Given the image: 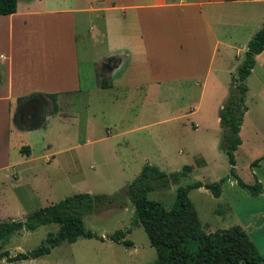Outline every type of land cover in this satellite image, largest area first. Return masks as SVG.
<instances>
[{"label": "rangeland", "instance_id": "rangeland-1", "mask_svg": "<svg viewBox=\"0 0 264 264\" xmlns=\"http://www.w3.org/2000/svg\"><path fill=\"white\" fill-rule=\"evenodd\" d=\"M30 3L32 0H18V8ZM233 10L242 17V24L232 33L233 47L221 45L212 60L207 89L203 84L210 53L205 48L200 53L197 48L199 35L204 32L198 27L204 22L198 13L185 17L171 10L161 12L153 28L151 21H147V28L157 35V46L151 53L155 52L154 59L159 64L136 66L127 80L128 84L136 81L139 69H143L147 92L144 97L136 95L137 89L110 90V80L114 81L106 67L110 46L101 35V43L97 44L85 23L78 29L82 92L61 97L59 116H53L41 129L21 134L13 121L9 126L0 94V221L25 220L32 211L76 193H121L125 207L120 209L112 204L84 218L87 229L106 238L118 229L132 226L134 208L124 190L147 163L168 174L191 166L189 175L179 184L153 191L149 197L170 208L179 185L195 181L214 183L225 178L221 198L205 188L190 192L204 230L215 232L241 225L248 229L264 255V191L253 195L231 176L229 156L221 148L223 132L219 121L231 85L239 77L248 43L264 24V0L236 4ZM96 14H78V20L92 18L91 26L93 22L102 26L103 18L98 16L97 20ZM184 25L195 29L188 31ZM15 29V46H30V53L38 41L20 39L21 34ZM39 33L40 30L35 34L37 38ZM218 33L224 38L223 32ZM50 35L51 40L53 36L59 40L61 31L55 28ZM10 44L9 18L0 16V52L9 54ZM259 61L256 59L246 79L248 110L240 133L242 144L235 151V173L248 185L261 182L264 186V63ZM185 74L190 75L189 81H181ZM156 75L164 79L162 85L150 86L149 81ZM5 78L0 64V85ZM103 82L109 86L104 88ZM13 107L14 116L15 100ZM24 146L31 148V155L22 150ZM58 230V224L40 226L34 231L24 229L4 249L12 255L31 251ZM127 239L135 246L128 248L107 238L102 241L82 237L72 244L62 243L39 259L7 262L3 258L0 264H146L157 258L143 226H135Z\"/></svg>", "mask_w": 264, "mask_h": 264}, {"label": "crops", "instance_id": "crops-1", "mask_svg": "<svg viewBox=\"0 0 264 264\" xmlns=\"http://www.w3.org/2000/svg\"><path fill=\"white\" fill-rule=\"evenodd\" d=\"M254 1L32 0V3L23 9L18 8V11L14 14L0 15L8 16L11 37V44L8 47L9 54L6 55L3 51L0 52V64L6 72L5 81L0 85V94L4 105L3 110L9 118V126H12L13 121L17 131L21 134L41 129L53 116H59L61 97L75 96L82 92L78 45L80 24L85 23V27L92 31V37L97 44L101 43L98 41V37L101 35L102 39L110 46V57L106 62V67L111 71V79H114L112 83L110 80V90L119 87L125 92L129 89H137L136 95L144 97L147 95L144 70L139 69L138 79L131 84H128L127 80L132 68L141 66V64L149 67L150 65L159 64L154 59L155 52L151 53L157 46V35L151 29L153 26L155 27L156 17L163 11L171 10H176L185 17L198 13L204 22L198 28H203L204 32L199 35L197 48L200 49V53L203 52L204 48L205 52L210 53L208 74L204 76L205 83L203 84V88L207 89L212 60L217 56L221 45L229 48L233 47L231 43L232 33H236L238 27L242 24V17H239L238 12L233 8L236 4L254 3ZM119 12H122V14ZM82 13H97L96 19L98 20V16H102L103 25H95L93 22L91 26L92 18L87 19L88 21L85 18L78 20V14ZM148 20L151 21V30L147 28ZM16 21H18L17 24ZM16 27L21 34L19 35L20 39L33 42L31 39L35 38L38 41L30 53L28 51L30 46H15ZM55 28H59L61 31L59 40L54 39L55 36L51 40L50 31L54 32ZM183 28L193 32L191 29H195V26L184 25ZM39 30L42 35L39 33L40 37L37 38L35 34ZM218 32H223L224 38ZM23 34L25 35L23 36ZM115 49L120 50L115 51ZM18 57H20L19 60ZM196 59L192 60L194 64ZM256 59L257 63L258 60L264 63V51L258 54ZM183 76L181 81H189L190 75L185 74ZM123 77L124 82L122 84ZM161 80L164 79L157 75L154 76L149 81L151 82L150 86H161ZM34 97L41 99L44 104L42 120L31 126L21 125L18 120L21 105L24 101ZM118 97L120 98V96ZM122 97H125L123 93ZM14 100L16 109L13 116ZM195 128L198 129V125H195ZM31 154L30 148L29 155ZM47 162H50V160H47ZM201 188L204 189V187ZM263 191L264 186L260 194H263ZM223 194L224 191L217 198H221ZM243 228L246 231L248 230L245 227ZM133 246H135L134 242Z\"/></svg>", "mask_w": 264, "mask_h": 264}, {"label": "trees", "instance_id": "trees-1", "mask_svg": "<svg viewBox=\"0 0 264 264\" xmlns=\"http://www.w3.org/2000/svg\"><path fill=\"white\" fill-rule=\"evenodd\" d=\"M17 11L18 0H0V15H10ZM263 51L264 24L248 43L244 61L239 68V77L234 79L230 95L219 115L223 132L221 148L229 156L232 165L230 174L236 177L242 188H246L253 195H259L263 185L261 182L248 185L237 177L235 151L242 144L240 133L248 110L246 79L256 65L257 55ZM102 86L106 88L109 85L103 82ZM23 149L30 153L29 146H24ZM190 171L191 166H185L181 171L168 174L158 166L147 163L124 190L134 208L132 226L118 229L106 238L131 247L133 241L127 239V235L135 226H143L150 245L157 251V258L146 264H264V255L259 252L241 225L215 232H207L203 228L198 210L190 198V192L204 187L215 197H220L225 178L214 183L195 181L179 185L175 201L170 208L161 201L149 197L153 191L165 190L179 184ZM112 204H117L120 209L126 206V203L122 202L121 193L115 195L76 193L58 203L32 211L25 220L0 221V259L5 258L7 262L39 259L50 254L62 243L72 244L82 237L104 241L106 239L104 236L86 228L84 218ZM49 224H58V232H51L33 250L12 255L9 250L4 249L11 238L20 231L24 229L34 231Z\"/></svg>", "mask_w": 264, "mask_h": 264}, {"label": "flooded vegetation", "instance_id": "flooded-vegetation-1", "mask_svg": "<svg viewBox=\"0 0 264 264\" xmlns=\"http://www.w3.org/2000/svg\"><path fill=\"white\" fill-rule=\"evenodd\" d=\"M31 99H28L27 101H24V103L21 105L19 114H18V120L21 123V125L25 126H31L37 119L32 117V113L35 111L34 104L31 103ZM41 101V99H39ZM42 120V118L39 120V122Z\"/></svg>", "mask_w": 264, "mask_h": 264}, {"label": "water", "instance_id": "water-1", "mask_svg": "<svg viewBox=\"0 0 264 264\" xmlns=\"http://www.w3.org/2000/svg\"><path fill=\"white\" fill-rule=\"evenodd\" d=\"M30 101L35 105L34 106L35 111L32 113V117L36 118L37 120L32 124L34 125L39 123V120L42 118L44 114V104L37 97L32 98Z\"/></svg>", "mask_w": 264, "mask_h": 264}]
</instances>
